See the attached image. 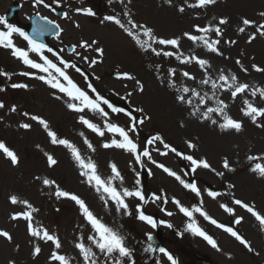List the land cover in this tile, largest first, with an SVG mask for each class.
Segmentation results:
<instances>
[{
  "label": "snow or ice",
  "instance_id": "snow-or-ice-1",
  "mask_svg": "<svg viewBox=\"0 0 264 264\" xmlns=\"http://www.w3.org/2000/svg\"><path fill=\"white\" fill-rule=\"evenodd\" d=\"M226 2L227 0H160L161 8L173 11L178 17L187 16L192 20L189 28L172 35H161L148 22L134 19L133 0H107V7L111 11L102 16L90 4L84 6L85 0H51V3L47 0H32V7L34 9L43 7L56 12L57 9H64L67 5V10L60 12V17L68 21L73 29H81V24L75 19L76 17L94 18L101 26L114 25L123 35L130 38L142 53L182 66L179 69L170 66L162 73L163 64L157 63L154 72L160 87L171 90V104L180 114V118L176 120L177 127L186 129L190 122H195L214 132L218 131L220 135L238 136L245 131L244 119H236L230 115V104L226 101L234 102L240 98L241 116L257 129L264 130V86L241 80L232 68L214 65L212 58L232 60L239 72L245 75H250L251 72L264 75V65L255 62V56L247 57L250 63L245 64L247 54L244 50H241L236 57L225 52V49L238 46L241 39L246 45H253L258 39L264 40V9L257 10L251 18L247 14H240L235 24L232 23L229 15L217 13L208 16L212 9ZM114 5L119 6L120 10L117 11ZM202 20L206 22H197ZM230 29L235 33V38L226 35ZM63 33L64 29L59 23L40 15L39 12L36 13V20L33 21L31 34L10 23L5 16H0V49L7 50L11 57L19 61L26 69L31 70L19 73L0 71V77L12 81L15 74L40 82L50 90L48 95L53 101L60 102L68 112L75 114L74 119L78 125L100 139L94 143L85 131H79L77 135L81 139L84 149L82 150L73 140L61 136L54 130L49 119L29 111L19 113L25 119L18 123V128L30 132L33 129V123L27 121L35 122L52 146L66 151L80 178V183L92 189L103 207L111 209L116 216L134 215L136 220L150 228L158 227L157 220L145 214L143 208L148 201L141 187V172L146 171L148 176H153L154 172L147 167V164H151L167 177L177 181L183 189L200 198V205L192 207L185 206L175 197L171 198V203L175 205L176 210L187 218L185 232L202 238L215 251L223 252L218 241L197 223L195 214H198L237 241L248 253L259 256L260 252L234 227L245 220L244 216L237 215L236 208H239L249 214L257 222L259 231L264 233V212L257 209L255 202L238 197L235 191L237 185L226 179V174L237 173L236 165L240 161L233 160L225 154L221 155L217 161L219 167L213 166L207 154L201 152L199 136L184 138L186 151L178 149L159 131L150 135L146 141L139 140L141 127L153 120V114L143 105H133L131 100L133 95L145 93L144 82L132 72H117L115 79L132 81L134 88L122 97L129 104V108L110 102L98 91L91 82L89 74L77 63L82 61L89 69H95L96 66L103 64L106 48L102 41L99 38L82 36L76 42L69 43L58 50L43 41L46 35H52L55 39L61 40ZM15 37L21 38L25 45L18 46ZM185 41L190 43L189 50L183 47ZM197 50L200 52L198 53ZM84 53L95 55L89 56ZM191 66L199 70V76L187 70ZM72 72L83 78L86 88L79 85L73 78ZM178 76L182 78V82L178 83ZM94 78L97 81L100 80V76L94 75ZM8 87L12 90L28 91L30 86L24 82H11ZM6 91L7 88L0 87V93ZM6 108L10 113L18 112L15 104L9 107L0 100V110ZM88 113L99 118L100 122L97 123L90 118ZM120 115L127 117L123 124L113 119L114 116ZM0 122H3L2 116H0ZM35 147L43 154L46 167L55 169L60 163L55 153L44 150L39 144ZM98 148L106 151L119 150L129 156V167L135 175L134 187L126 186V177L114 160L105 162L107 174L101 171L99 162L94 158ZM153 152L160 157H168L172 154L186 162L188 168L182 169V176L165 163L155 159ZM196 153L200 154L196 155ZM0 156L7 160L12 168H18L21 164L20 156L3 140H0ZM245 159L248 165L245 171L254 179L264 182V150L254 152L250 148ZM198 170H205L224 181V191L209 188L204 192L209 198L217 201L219 208L232 218L230 224L218 222L213 218L203 207V193L197 182L184 179L189 175L195 176ZM32 181L41 194L49 198L54 197L58 202H72L82 219V224L77 225V234L73 237L76 255L70 256L64 252L60 235L37 219L41 209L27 197L19 193H9L7 203L12 207L7 213V222L12 229L19 228L23 223L27 237L26 243L30 248L33 261L41 256L43 251L41 245L44 244L49 246L46 264H137L134 258L135 249L127 243L128 237L122 232V225L105 223L84 198L76 192L63 188L49 175L34 174ZM46 189L47 192H45ZM221 197L227 198L226 201L220 202ZM132 199L139 201L134 207V213L128 202ZM151 202L167 205L169 198L161 190L159 194H152ZM55 211L59 213L61 208L56 207ZM161 211L168 217L174 215V212L168 211L166 207H161ZM159 225L169 229L174 227L172 223L163 220L159 221ZM86 231L87 235H85ZM146 236L148 241H152L151 233H147ZM0 242L6 243L15 252L21 250V244L17 242L9 228L0 227ZM143 251L150 254L159 253L166 259L167 264H178L177 259L164 247L157 248L148 243ZM225 255L228 259H232L230 254L225 253ZM7 264H17V262L15 259H9ZM155 264H164V262L157 260Z\"/></svg>",
  "mask_w": 264,
  "mask_h": 264
},
{
  "label": "rangeland",
  "instance_id": "rangeland-1",
  "mask_svg": "<svg viewBox=\"0 0 264 264\" xmlns=\"http://www.w3.org/2000/svg\"><path fill=\"white\" fill-rule=\"evenodd\" d=\"M15 1H18L21 5L19 18L23 23H28L30 17L35 16L39 12L40 15L47 16L61 25L64 33L61 40L55 39L52 41L54 49L58 50L69 43H74L82 36L84 38H99L106 48L104 63L96 66L95 69H89L87 64L82 61H77V63L85 72L91 75L90 80L98 91L116 105L128 104L122 97L126 96L127 92L134 88V82L117 80L115 79V73L132 72L144 82L145 93L143 95H133L131 100L133 105H143L147 111L153 114V120L141 127L139 140L146 141L150 135L159 131L178 149L186 151V146L183 143L184 138L199 136L201 152L207 154L213 166L219 167L217 161L221 155L225 154L229 155L233 160L240 161L236 165L237 173L226 174V179L237 185L235 191L238 197L255 202L257 209L264 212V182L254 179L251 174L245 171L248 166L245 159L248 149L251 148L254 152L264 150V130L257 129L246 118L241 116L239 112V107L241 106L240 98H237L234 102H226L230 104V115L236 119H244L245 131L242 134L238 136L220 135L218 131L214 132L195 122H190L186 129H180L176 125V120L180 118V114L171 104V90L160 87L159 82L155 79L154 72L157 63L163 64L162 73L170 66L178 67V69L182 66H178L175 62L164 61L163 58L142 53L130 38L123 35L114 25L101 26L98 20L94 18L76 17L75 19L81 24V29L76 30L72 28L68 21L59 19L55 12L43 7L34 9L32 0H0V16H6ZM47 2L51 3V0H47ZM89 4L101 16L111 11L107 7V0H85L84 6ZM159 4L160 0H133L134 19L140 22H148L161 35L179 34L181 30L190 27L192 20L189 17H178L173 11L161 8ZM113 7L117 11L120 10L119 6L114 5ZM260 9H264V0H227L226 3L221 4L218 8L212 9L208 16L210 17L217 13L229 15L232 18V23L235 24L240 14H247L251 18ZM60 10H67V5H65L64 9H57V11ZM197 22H206V20ZM226 35L235 38V33L231 29ZM15 41L18 46L23 47L25 45V42L19 37H15ZM183 47L185 50H189L191 46L189 42L185 41L183 42ZM241 50H244L247 54L244 60L245 64L250 63L247 57L255 56V62L264 65V40L258 39L253 45H246L241 39L238 46L225 49V52L236 57ZM197 52L199 53L200 50H197ZM84 54L95 55L94 53ZM68 58L72 59V57ZM212 63L232 68L243 81L257 86H264V75L255 72H251L250 75L240 73L232 60L225 61L220 57H213ZM187 70L199 76V70L195 66H191ZM0 71L19 73L20 71L31 70L26 69L19 61L11 57L7 50L0 49ZM93 73L95 76H100V80H95ZM72 75L82 88H86V83L79 74L72 72ZM11 82L28 83L30 86L29 90H12L8 87ZM179 82H182V78L178 76ZM0 87L7 88L6 92L0 93V100L4 101L9 107L15 104L18 108V112L15 114L8 112L7 108L0 110V116L3 117V122H0V140L5 141L6 144L14 149L21 160L18 168H12L8 161L0 156V227L9 228L17 242L21 244V250L15 252L6 243L0 242V264H7L9 259H15L17 264H46V258L49 253V246L42 244L43 251L41 256L35 261L32 260L30 248L26 243L27 237L23 223H21L19 228L12 229L7 222V213L12 207L7 203L9 193H19L39 207L41 211L37 215V219L60 235L66 254L70 256L76 255L73 248V237L77 234V225L82 224V219L79 217L76 207L70 201L58 202L54 197L49 198L47 195L41 194L36 184L32 181L34 174L49 175L51 178L56 179L63 188L78 193L86 200L92 210L103 218L105 223L122 225V232L128 237L127 243L135 249L134 258L137 264H155L157 260L167 264L166 259L159 253L150 254L143 251V248L147 247L148 243L152 244L151 241L147 240L146 234L151 233L154 236L157 231L164 234L162 245L172 253L178 264H264V233L259 231L257 222L249 214L242 209L236 208L237 215L244 216L245 220L242 224L234 227L260 252L259 256L248 253L233 238L205 221L198 214H195V219L200 227L212 235L223 249V252L215 251L202 238L184 231L188 223L187 218L180 214L176 210L175 205L171 203V198L175 197L185 206H199L200 198L183 189L177 181L167 177L156 169L154 165L147 164V162V167L152 169L154 175L148 176L146 171L141 172V187L148 201L143 205V208L145 214L151 215L157 220L158 227L152 229L136 220L134 215L131 217L116 216L111 209H105L97 194L86 185L80 183V178L64 149L52 146L35 122L27 121L33 123V129L30 132H25L23 129L18 128V123L25 119L19 113L21 111H29L33 114L43 115L50 120L51 127L54 130L61 136L73 140L82 150H84L83 145L77 135L79 131H85L86 135L94 143H97L100 138L95 137L94 134L78 125L74 119L75 114L68 112L60 102L53 101L48 95L50 90L40 82L14 74L12 81L0 77ZM88 115L97 123L100 122L99 118L93 117L91 113H88ZM113 119L123 124L127 117L120 115L119 117L114 116ZM37 144L44 150L55 153L56 158L60 161L55 169L46 167L43 154L35 147ZM199 154L196 153V155ZM153 156L182 176V169L186 170L188 168L186 162L179 160L172 154L168 157H160L153 152ZM94 158L99 162L101 171L105 174H107L105 162L114 160L126 177V186L129 188L134 187L135 175L129 167L130 158L126 153H121L119 150L106 151L98 148V153L94 154ZM184 179L197 182L203 193V207L213 218L218 222L230 224L232 218L219 208L217 201L209 198L204 192L205 189L209 188L224 191V181L205 170H198L195 176L189 175L184 177ZM161 190L169 198L167 205H161L160 202H151L152 194H159ZM47 191L46 189L45 192ZM226 199L221 197L219 201L225 202ZM128 202L130 209L134 213V207L139 201L132 199ZM56 207L61 208L59 213L55 211ZM161 207H166L168 211H173L174 215L171 217L166 216L161 211ZM161 220L172 223L174 227L169 229L159 225ZM85 235H87V231ZM225 253L230 254L232 259H228Z\"/></svg>",
  "mask_w": 264,
  "mask_h": 264
},
{
  "label": "water",
  "instance_id": "water-1",
  "mask_svg": "<svg viewBox=\"0 0 264 264\" xmlns=\"http://www.w3.org/2000/svg\"><path fill=\"white\" fill-rule=\"evenodd\" d=\"M50 35H47V37H49Z\"/></svg>",
  "mask_w": 264,
  "mask_h": 264
}]
</instances>
